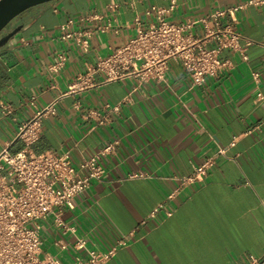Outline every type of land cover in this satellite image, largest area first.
<instances>
[{
	"label": "crops",
	"instance_id": "0c3cea01",
	"mask_svg": "<svg viewBox=\"0 0 264 264\" xmlns=\"http://www.w3.org/2000/svg\"><path fill=\"white\" fill-rule=\"evenodd\" d=\"M172 1L176 8L167 20L184 24L248 0H55L18 17L6 33L20 30L0 49V153L24 149L15 141L20 126L56 101V114L42 120L30 152L68 153L78 167L115 143L101 157L106 177L61 215L89 248L106 251L126 241L108 264H264V6L223 20L242 36L247 60L239 51L223 50L225 68L200 85L171 62L160 83L136 76L103 82L98 73L70 90L98 59L135 37L136 17L148 27L155 17L146 11L167 9ZM95 14L102 19L79 22ZM70 20L71 30L91 33L88 51L61 40L60 27ZM193 34L203 31L197 27ZM62 56L64 65L54 72ZM253 73L260 75L258 83ZM209 159L214 165L205 181L179 189L181 179ZM160 204L172 216L150 219ZM75 235L50 215L41 222L42 255L62 264L86 258L73 248Z\"/></svg>",
	"mask_w": 264,
	"mask_h": 264
},
{
	"label": "built area",
	"instance_id": "2783aa9c",
	"mask_svg": "<svg viewBox=\"0 0 264 264\" xmlns=\"http://www.w3.org/2000/svg\"><path fill=\"white\" fill-rule=\"evenodd\" d=\"M249 6L262 7L264 0H248L184 24L167 20V15L176 8L175 1L167 9L151 7L146 11V16H154L155 22L143 27L141 18L136 17L134 22L138 28L135 37L107 57L98 59L89 74L79 77L70 90L86 85V79L98 73L104 76L103 82L122 81L136 76L142 82L160 83L165 80L171 62L179 64L193 83L200 85L208 77H217L225 68L226 63L220 57L223 50L239 51L242 59L247 60L244 48L240 47L242 36L232 26L222 22L226 19L234 21L236 15ZM108 8L112 10L115 6ZM101 19L100 15L95 14L81 17L79 22ZM74 23V20H70L60 27L61 40L74 41L88 51L91 33L71 30ZM197 27L203 31L199 37L193 34ZM109 28L108 24L104 30ZM211 43L215 45L208 47ZM251 44V41L246 42V46ZM64 62L65 58L60 57L53 71H59ZM252 78L258 83L260 75L253 73ZM261 99V94H258L257 101ZM119 108L120 105L112 107L114 111ZM3 109L6 114L11 113L9 107ZM55 114L56 101L37 110L29 121L20 126L16 136L15 141L21 142L24 149L14 154L7 150L0 153V264H62L55 256L42 255L41 222L55 215L58 225L75 235V229L63 223V211L73 210L75 199L93 182H101L106 177L101 157L112 153L115 143L103 147L78 167L73 165L68 153L57 156L50 152L34 154L28 150L40 139L42 120ZM224 152L225 149H222L220 154ZM213 165L214 160L209 159L195 166L190 176L181 179L179 189L203 183ZM134 177L144 178L145 175ZM159 214H163V218L172 216V212L160 204L151 211L149 218L158 220ZM125 245L126 241L122 240L106 251H99L89 248L86 239L75 235L73 248L85 252L86 258L76 256L73 264H108L120 246ZM56 246L61 251L68 248L63 242H57Z\"/></svg>",
	"mask_w": 264,
	"mask_h": 264
},
{
	"label": "water",
	"instance_id": "95a60500",
	"mask_svg": "<svg viewBox=\"0 0 264 264\" xmlns=\"http://www.w3.org/2000/svg\"><path fill=\"white\" fill-rule=\"evenodd\" d=\"M55 0H0V49L16 36L20 29L6 33L14 20L32 8Z\"/></svg>",
	"mask_w": 264,
	"mask_h": 264
},
{
	"label": "rangeland",
	"instance_id": "374dc122",
	"mask_svg": "<svg viewBox=\"0 0 264 264\" xmlns=\"http://www.w3.org/2000/svg\"><path fill=\"white\" fill-rule=\"evenodd\" d=\"M15 21V20H14ZM14 21L12 23H14Z\"/></svg>",
	"mask_w": 264,
	"mask_h": 264
}]
</instances>
